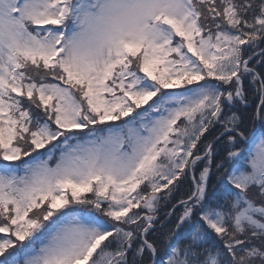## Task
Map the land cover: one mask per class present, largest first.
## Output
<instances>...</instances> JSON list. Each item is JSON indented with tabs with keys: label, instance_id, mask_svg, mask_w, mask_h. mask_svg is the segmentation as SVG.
<instances>
[{
	"label": "snow or ice",
	"instance_id": "6c2138e0",
	"mask_svg": "<svg viewBox=\"0 0 264 264\" xmlns=\"http://www.w3.org/2000/svg\"><path fill=\"white\" fill-rule=\"evenodd\" d=\"M0 264H264V0H0Z\"/></svg>",
	"mask_w": 264,
	"mask_h": 264
}]
</instances>
